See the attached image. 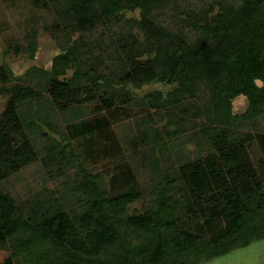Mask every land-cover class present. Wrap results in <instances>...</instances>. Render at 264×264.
Wrapping results in <instances>:
<instances>
[{"label":"trees","instance_id":"16d2710c","mask_svg":"<svg viewBox=\"0 0 264 264\" xmlns=\"http://www.w3.org/2000/svg\"><path fill=\"white\" fill-rule=\"evenodd\" d=\"M34 1L66 43L49 70L0 66V247L15 263L204 264L264 240V0ZM25 40L13 47L34 59L36 27ZM152 83L169 89L135 94ZM129 119L134 138H119ZM41 152L50 178L73 175L19 206L2 183Z\"/></svg>","mask_w":264,"mask_h":264},{"label":"rangeland","instance_id":"374dc122","mask_svg":"<svg viewBox=\"0 0 264 264\" xmlns=\"http://www.w3.org/2000/svg\"><path fill=\"white\" fill-rule=\"evenodd\" d=\"M190 4L200 5V0H189ZM240 1V0H231ZM138 12L128 11L124 13L123 18L131 16H137ZM182 16H186L184 13L180 14L172 10H168L166 13L161 14L160 20L172 27H180L184 25L180 21ZM54 15L49 9L36 4L34 0H0V66L4 63L8 64L15 74L22 76L27 69L31 66H38L43 69L49 70L53 63V58L63 50V46L66 43V37L64 34L57 32L55 28L51 27L54 21ZM37 28V40L39 43L36 57L32 59L25 51L16 53L13 45L17 42H22L25 45V35L28 31ZM186 27V26H183ZM77 36V35H76ZM73 70H69L66 77H71ZM168 90L169 88L162 83H152L145 85L140 89H135V94L143 96L145 93L154 90ZM46 97V94H45ZM9 97L0 95V114L4 111L7 105ZM248 106V101L244 96H240L234 101V110L236 113L245 111ZM91 112V109H88ZM62 119V126H65L66 122ZM166 121L160 122V126L164 125ZM131 119L123 121L116 127L115 134L119 138H125L123 134L127 132L130 138H134L135 132L129 130V126H132ZM56 140H61V136L55 132H50ZM131 139H129L130 142ZM40 147L44 143H48L47 139H39ZM77 150L79 146L75 144ZM122 147H124L122 145ZM130 147V146H128ZM127 148V146H125ZM188 150L197 149L194 144L188 145ZM253 157L258 156V150L255 146L252 149ZM45 152H41V157L38 161L31 163L24 168L20 173L10 176L2 183V187L5 192L15 199L17 205L26 203L31 196H35L37 193H46V190H56L63 187V182L66 179V174L73 175V169L65 174L60 175L58 178H50L51 173H55V168L46 167L43 164L42 158ZM133 154L131 151L124 152L123 157L129 159ZM110 159H106L103 162L92 163L91 160L88 164L93 167L95 171H103L108 168ZM57 168V167H56ZM107 177V174L105 175ZM105 177V178H106ZM138 178L141 182H145L148 186L150 179V169L142 167L140 168ZM109 178H106L108 180ZM149 190V187H148ZM150 194L145 198L137 200L130 207V213L142 212L150 203ZM12 209L9 203H0V216L8 213ZM0 264H16L11 256V251L7 247H0ZM204 264H264V240L253 242L251 245L245 248L236 249L228 254L219 256Z\"/></svg>","mask_w":264,"mask_h":264}]
</instances>
